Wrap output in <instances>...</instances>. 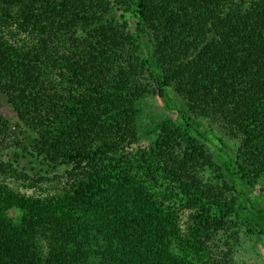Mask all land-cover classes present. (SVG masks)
<instances>
[{
  "label": "trees",
  "instance_id": "obj_1",
  "mask_svg": "<svg viewBox=\"0 0 264 264\" xmlns=\"http://www.w3.org/2000/svg\"><path fill=\"white\" fill-rule=\"evenodd\" d=\"M150 95L178 118L145 124ZM0 96V146L65 168L56 195L0 180V264H227L235 213L264 241V0H0Z\"/></svg>",
  "mask_w": 264,
  "mask_h": 264
},
{
  "label": "rangeland",
  "instance_id": "obj_2",
  "mask_svg": "<svg viewBox=\"0 0 264 264\" xmlns=\"http://www.w3.org/2000/svg\"><path fill=\"white\" fill-rule=\"evenodd\" d=\"M174 97V95H173ZM177 99L178 105L181 100ZM143 122L149 125L152 124L153 119H158L161 116H170L178 118L177 110L169 106V102L157 96H148L143 99L142 104ZM0 110L9 119L14 120L15 116L7 103L6 99L0 96ZM204 128L210 130L209 135L213 141L212 148L218 151V146H223L222 140L226 142L224 147L228 152L233 154L239 146V140L233 138L219 125L205 121ZM154 136L144 134L143 139L138 145L149 147ZM212 143V142H211ZM15 148L13 145L3 148L0 146V180L8 184L13 189L22 193L33 196H48L56 195L64 186V171L65 168L50 171L47 165L41 164L39 161L32 157L17 159L15 156ZM19 161V163L17 162ZM12 163L14 170H11L5 164ZM207 179L216 182L217 178L210 170L205 173ZM216 178V179H215ZM235 191L234 194L239 197L244 196L243 187L239 183H233ZM236 186V187H235ZM249 198L254 202L255 207L261 201L259 188L250 192ZM188 218V211L183 213L181 218L182 226ZM230 229L228 231L217 232L213 235L211 244L220 260L224 261L227 258V264H264V241L259 239V236L250 231L249 224L243 219V214L239 213L232 217ZM264 223V220H263ZM233 250L227 257L225 252L230 249Z\"/></svg>",
  "mask_w": 264,
  "mask_h": 264
}]
</instances>
